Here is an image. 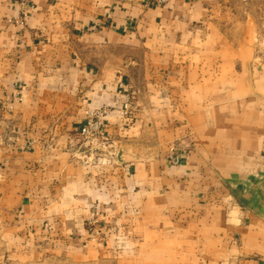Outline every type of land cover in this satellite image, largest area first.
<instances>
[{
  "label": "crops",
  "instance_id": "0c3cea01",
  "mask_svg": "<svg viewBox=\"0 0 264 264\" xmlns=\"http://www.w3.org/2000/svg\"><path fill=\"white\" fill-rule=\"evenodd\" d=\"M33 2L0 0V263L264 264L260 28L231 0Z\"/></svg>",
  "mask_w": 264,
  "mask_h": 264
},
{
  "label": "built area",
  "instance_id": "2783aa9c",
  "mask_svg": "<svg viewBox=\"0 0 264 264\" xmlns=\"http://www.w3.org/2000/svg\"><path fill=\"white\" fill-rule=\"evenodd\" d=\"M16 6L19 8L20 15L18 17V23L24 25L26 19L29 16L30 11L34 7L33 0H12ZM172 0H149L152 6H166ZM17 98H22L24 92V85L21 83L16 84ZM133 106L131 99L127 98L121 114L124 117H130L133 113ZM108 115V110L96 109L87 110L85 112V120L82 129L79 134L83 139V145L87 149H94L106 146V135L104 133V122ZM181 157L179 155H174L171 157V163L173 165L181 164ZM101 212L98 207H94L86 220V228L88 231L93 232L97 237L100 235V225H101Z\"/></svg>",
  "mask_w": 264,
  "mask_h": 264
},
{
  "label": "rangeland",
  "instance_id": "374dc122",
  "mask_svg": "<svg viewBox=\"0 0 264 264\" xmlns=\"http://www.w3.org/2000/svg\"><path fill=\"white\" fill-rule=\"evenodd\" d=\"M236 6V13H238L243 18L251 20L255 23L261 31L264 39V0H231ZM100 229V228H99ZM101 235V233H100ZM102 243V242H97ZM39 251H29L25 256L24 260L19 261V264H43V261H40L41 257H38L37 253ZM49 258L52 259L53 253H48ZM39 258V261H38ZM77 258V257H76ZM8 263V262H7ZM3 261L0 264H7ZM46 264H55L53 261H46Z\"/></svg>",
  "mask_w": 264,
  "mask_h": 264
}]
</instances>
